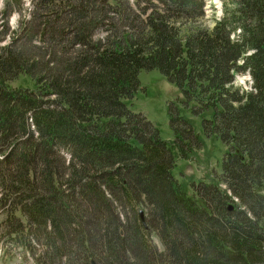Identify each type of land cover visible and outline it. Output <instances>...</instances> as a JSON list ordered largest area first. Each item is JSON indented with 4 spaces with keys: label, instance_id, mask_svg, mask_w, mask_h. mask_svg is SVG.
<instances>
[{
    "label": "trees",
    "instance_id": "obj_1",
    "mask_svg": "<svg viewBox=\"0 0 264 264\" xmlns=\"http://www.w3.org/2000/svg\"><path fill=\"white\" fill-rule=\"evenodd\" d=\"M204 5L39 0L43 18L0 45V239L22 262L264 264V0L225 2L210 28L183 30ZM111 12L130 29L122 36ZM32 39L45 58L19 45ZM151 68L227 146L219 181L188 193L174 175L188 133L202 140L181 108H169V141L126 104ZM236 73L250 75L248 89ZM19 74L35 87L13 86Z\"/></svg>",
    "mask_w": 264,
    "mask_h": 264
},
{
    "label": "rangeland",
    "instance_id": "obj_2",
    "mask_svg": "<svg viewBox=\"0 0 264 264\" xmlns=\"http://www.w3.org/2000/svg\"><path fill=\"white\" fill-rule=\"evenodd\" d=\"M132 3L133 0H127ZM226 2L227 7L233 4V0H204L203 15L191 22L183 23L182 29L185 30L192 25L199 24L202 27L210 28L216 17L221 15L222 8ZM101 5V2H98ZM39 6V0H20V5H16L15 1L9 0V6L6 5V0H0V45L6 44L12 36L14 30H18L22 23L26 25H35L43 18ZM113 16V22L116 28V36H122L126 31L130 30L125 27V21L120 19L119 15L114 12L110 13ZM3 26V27H2ZM104 27L96 28L92 34L93 39L101 38L105 32ZM27 34L28 31L25 30ZM27 39V36L24 35ZM35 41L38 38H34ZM30 43L19 44L22 49L32 52L33 56L37 58L46 57V47L39 44L34 45V41ZM37 43V42H36ZM34 45V46H31ZM140 88L135 92L131 98H126V104L135 111L142 112L147 119L152 121L159 130V134L163 139L171 140L174 138V131L170 123L169 108L171 106L179 107L182 113L188 116L192 121V130L201 135L202 140H197L195 136L188 133V136L194 139L190 146L192 149L188 152V157L179 156L176 159L173 173L178 180L183 184L188 193H192V183L199 180H214L219 181V173L221 171V162L227 146L215 136H208L204 134L201 116L192 114L189 110L182 106V94L177 83L169 80L159 69H142L139 72ZM13 86L21 85L29 88L35 87V82L30 76L19 74L12 79ZM234 83L243 88L248 89L251 86V79L247 73H236ZM185 124V123H184ZM186 127H188L185 124ZM222 187L225 186L220 182ZM237 200V197L233 198ZM18 212V211H17ZM143 215V214H142ZM4 215L0 213V224ZM2 229V227H1ZM152 240L159 249L163 248L162 243L155 233L152 234ZM2 247V240L0 239V249ZM0 264H35L29 258L28 262H22L21 258L15 257L4 259Z\"/></svg>",
    "mask_w": 264,
    "mask_h": 264
},
{
    "label": "water",
    "instance_id": "obj_3",
    "mask_svg": "<svg viewBox=\"0 0 264 264\" xmlns=\"http://www.w3.org/2000/svg\"><path fill=\"white\" fill-rule=\"evenodd\" d=\"M140 214H142V212H140ZM141 216H142V215H141ZM90 262H91V264H95V263H94V259H91Z\"/></svg>",
    "mask_w": 264,
    "mask_h": 264
}]
</instances>
